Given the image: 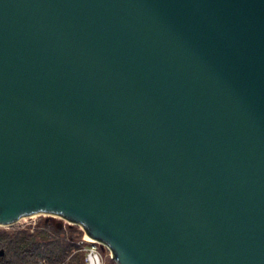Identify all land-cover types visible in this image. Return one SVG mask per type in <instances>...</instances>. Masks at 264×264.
<instances>
[{"label": "water", "instance_id": "95a60500", "mask_svg": "<svg viewBox=\"0 0 264 264\" xmlns=\"http://www.w3.org/2000/svg\"><path fill=\"white\" fill-rule=\"evenodd\" d=\"M34 214L264 264V0H0V226Z\"/></svg>", "mask_w": 264, "mask_h": 264}, {"label": "trees", "instance_id": "16d2710c", "mask_svg": "<svg viewBox=\"0 0 264 264\" xmlns=\"http://www.w3.org/2000/svg\"><path fill=\"white\" fill-rule=\"evenodd\" d=\"M67 234L59 225L53 231L45 228L7 230L0 228V264H87L86 250L77 237Z\"/></svg>", "mask_w": 264, "mask_h": 264}, {"label": "rangeland", "instance_id": "374dc122", "mask_svg": "<svg viewBox=\"0 0 264 264\" xmlns=\"http://www.w3.org/2000/svg\"><path fill=\"white\" fill-rule=\"evenodd\" d=\"M59 222H63V229L67 234L74 233L73 236L77 237V244H80L82 249H85L86 246L92 243L88 239H85V236L87 234L80 225L71 223L60 216L50 215V214H34L31 216H26L12 225L0 226V228H4L7 230H16V229L25 228V229H30L31 231H34L38 228H45L53 231L55 228H57ZM96 244L98 245L103 255V259L107 264H117L116 260L111 256V250L106 245L102 244L101 242ZM41 261L47 262V260L45 259Z\"/></svg>", "mask_w": 264, "mask_h": 264}, {"label": "built area", "instance_id": "2783aa9c", "mask_svg": "<svg viewBox=\"0 0 264 264\" xmlns=\"http://www.w3.org/2000/svg\"><path fill=\"white\" fill-rule=\"evenodd\" d=\"M85 239L86 236H85ZM90 241V240H89ZM88 246L85 247L86 250V263L87 264H107L104 259L103 255L96 243H99L97 240L91 241ZM40 264H47L46 261H41Z\"/></svg>", "mask_w": 264, "mask_h": 264}, {"label": "bare ground", "instance_id": "6f19581e", "mask_svg": "<svg viewBox=\"0 0 264 264\" xmlns=\"http://www.w3.org/2000/svg\"><path fill=\"white\" fill-rule=\"evenodd\" d=\"M86 238L90 241H95L96 239H93L92 237H90L89 235H86Z\"/></svg>", "mask_w": 264, "mask_h": 264}]
</instances>
